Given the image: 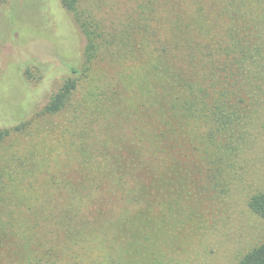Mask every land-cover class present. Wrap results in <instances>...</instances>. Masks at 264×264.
<instances>
[{"label":"rangeland","instance_id":"rangeland-1","mask_svg":"<svg viewBox=\"0 0 264 264\" xmlns=\"http://www.w3.org/2000/svg\"><path fill=\"white\" fill-rule=\"evenodd\" d=\"M142 1L78 0L101 49L51 115L40 110L83 61L84 35L59 0L0 3V128L25 124L0 152V264H236L264 242L248 206L264 192V110L224 154L204 124L159 134L126 24ZM111 159L151 172H90Z\"/></svg>","mask_w":264,"mask_h":264},{"label":"trees","instance_id":"trees-1","mask_svg":"<svg viewBox=\"0 0 264 264\" xmlns=\"http://www.w3.org/2000/svg\"><path fill=\"white\" fill-rule=\"evenodd\" d=\"M59 1L84 35L85 45L80 66H69L71 75L40 110L49 115L66 106L78 77L101 49L100 33L91 29L78 0ZM93 23L98 24L95 19ZM126 24L142 56L140 105L148 120L159 127V134L174 125L200 129L204 124L208 148L220 138L216 153L219 149L223 154L226 145L236 149L247 141L244 128L264 110V0H145L136 5ZM174 115L176 122H169ZM23 128L24 123L0 128V152L11 132ZM144 134L146 140L153 137ZM204 154L208 156V150ZM215 162L219 167L220 161ZM124 168L151 172L148 165L133 160L121 169L112 159L90 172L112 176ZM6 190L0 178V198ZM248 206L264 219V192L252 194ZM236 264H264V242L254 245Z\"/></svg>","mask_w":264,"mask_h":264}]
</instances>
